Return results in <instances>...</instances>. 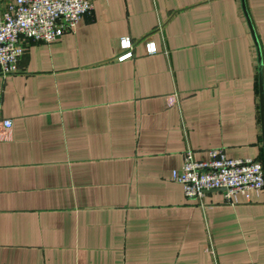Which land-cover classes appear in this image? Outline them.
Here are the masks:
<instances>
[{"label": "crops", "instance_id": "0c3cea01", "mask_svg": "<svg viewBox=\"0 0 264 264\" xmlns=\"http://www.w3.org/2000/svg\"><path fill=\"white\" fill-rule=\"evenodd\" d=\"M90 1L0 76V264H264V189L191 200L172 180L187 150L264 167L241 0ZM244 1L264 106V0Z\"/></svg>", "mask_w": 264, "mask_h": 264}, {"label": "built area", "instance_id": "2783aa9c", "mask_svg": "<svg viewBox=\"0 0 264 264\" xmlns=\"http://www.w3.org/2000/svg\"><path fill=\"white\" fill-rule=\"evenodd\" d=\"M90 0H11L0 9V76L17 72L18 59L24 53V41L52 43L66 31L73 30L83 16L90 14ZM132 41L120 39L122 53L118 62L132 58ZM146 54H156L153 43L146 44ZM9 128L11 121H3ZM172 180L182 187L187 199H201L205 193L223 189L227 202L236 196L249 199L250 191L264 189V167L253 159H232L221 149L208 151V158L198 161L191 150L184 153L180 172Z\"/></svg>", "mask_w": 264, "mask_h": 264}, {"label": "water", "instance_id": "95a60500", "mask_svg": "<svg viewBox=\"0 0 264 264\" xmlns=\"http://www.w3.org/2000/svg\"><path fill=\"white\" fill-rule=\"evenodd\" d=\"M241 6H242V11H243L244 17L247 21V25L249 27L252 39L254 41L256 50H257V55H258L259 102H260V114H261L262 132H263V148H264V106H263L262 61H261L258 41H257L256 35L254 32L253 26L251 24V21L249 19V16L247 14V10L245 7V1L244 0H241Z\"/></svg>", "mask_w": 264, "mask_h": 264}, {"label": "rangeland", "instance_id": "374dc122", "mask_svg": "<svg viewBox=\"0 0 264 264\" xmlns=\"http://www.w3.org/2000/svg\"><path fill=\"white\" fill-rule=\"evenodd\" d=\"M8 0H0V9H2L4 6H5V3L7 2Z\"/></svg>", "mask_w": 264, "mask_h": 264}]
</instances>
